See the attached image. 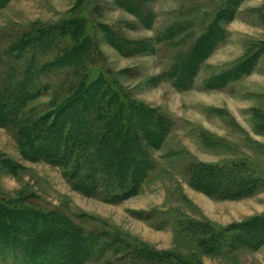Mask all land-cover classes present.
<instances>
[{
  "label": "rangeland",
  "instance_id": "1",
  "mask_svg": "<svg viewBox=\"0 0 264 264\" xmlns=\"http://www.w3.org/2000/svg\"><path fill=\"white\" fill-rule=\"evenodd\" d=\"M131 1L9 0L0 8V94H30L10 105L16 122L80 104L97 82L106 99L86 117L113 111L117 100L134 136L124 130L115 142L111 122H93L89 137L76 127L83 145L74 158L101 150L93 132L108 126L106 168L88 165L96 190L86 194L66 161L27 154L17 127L0 125V199L47 210L76 248L83 232L100 237L107 250L89 251L81 264H264V0ZM214 32L193 79L176 87L173 66ZM40 135L48 143L35 149L56 137ZM200 165L218 174L204 186L214 197L196 189ZM239 181L248 191L232 187ZM23 253L0 245V264H29Z\"/></svg>",
  "mask_w": 264,
  "mask_h": 264
},
{
  "label": "trees",
  "instance_id": "2",
  "mask_svg": "<svg viewBox=\"0 0 264 264\" xmlns=\"http://www.w3.org/2000/svg\"><path fill=\"white\" fill-rule=\"evenodd\" d=\"M8 1L9 0H0V8L4 7ZM126 1L132 2L131 0ZM121 6L124 8H129L130 11L137 16L142 14L136 4L130 5L127 3H121ZM215 36L216 33L214 32L209 36L204 37L202 44H200L201 46L199 45L200 47L198 46L193 51V53L190 54L192 57L191 59H184L183 61L177 62L176 66H173L174 71L172 73L178 76L177 82H175L176 87L182 85L180 81L181 79L184 80L183 76L187 78V82L190 80V77L193 79L199 63L207 56L206 52H209L210 48L212 47V42L210 39L215 38ZM96 83L90 85V88H93L92 92H89L90 88L88 87L84 98H81L79 101L80 104L67 103L66 105L68 106L64 105L57 110L44 114L42 117L32 122L31 120L16 122L18 119V113L13 109L12 106L10 108V105L13 104L15 100L25 102L30 94L27 93V98L23 93H21L20 96H14V91L0 94V125L4 126L5 128H10L13 126L17 127V134L15 136L18 137L21 147H23L27 154L30 153L35 157H39L41 155H44L47 158L52 157L53 161L56 163H59L61 160L66 161L67 165L73 167L74 174L72 178L77 181V186L85 185L84 188H86V194L96 190L92 185L93 180L90 181L92 176L86 173L88 170V165L91 166V164H96L98 166L97 171H101L106 168V161L102 153L103 149L107 148V143L104 142L105 139L102 137H105L103 132L105 129H108V126H104L102 131L93 132V136L95 137L92 138L95 139V144L97 146H102L101 150H95L96 153L92 154L90 157L80 155L79 157L74 158L83 145L82 139L79 138V134L75 130L76 127H86L84 133L88 134L86 137H89L90 135L92 136L90 126L93 124V122H111L112 124L110 126H114V128L110 127V132L108 131L107 134L109 135L110 133H116V135H113V138L116 139L115 142L117 140V142L122 143L125 141V138H120V135L124 130L125 134L127 135L126 139L131 140L134 137L133 134L129 132L128 128L130 126L126 125V119H129V115H123V112L120 111L117 105V100L113 104V111L106 112L103 109L99 110L101 114L96 115V119H94V121H92V116L89 115V117H86V113L93 108L94 102L98 101L101 94L103 100L106 99L105 97L107 94L104 92H107L108 90L103 91L102 85H99L98 83V86ZM89 84L90 83L87 85ZM113 90L118 92L116 89ZM52 118H54V120H52ZM141 119H143L142 114L138 115L137 122H141ZM115 122H118V124H115ZM131 123L132 122L129 124ZM135 126H140V123L139 125ZM43 131L49 132L53 136L56 134L55 140L52 141L51 145L43 144L40 145L39 149H35L33 147V142L40 144L45 142L48 143L49 139H40V134ZM112 156L117 160L122 159L115 153L111 154V157ZM122 163L130 164L129 161ZM128 166L129 165L125 167L128 168ZM205 169L206 166L204 165L194 168V172L198 176H202L201 182L197 180L198 187H196V189L202 190L205 192V194L212 197L213 192L207 191L204 189V186H211L212 184L209 180L211 178H215L216 175L218 177V174L213 168L208 172H204ZM126 171H128V169ZM81 174L82 176L86 177L87 180L89 179L87 184L84 183L85 178H83ZM243 183L244 182L239 181L234 183L232 187L236 191L240 189L242 192L248 191L242 188ZM20 222H23V225H18ZM73 228H76L77 231L80 230V228L76 226H72L70 229ZM69 232L73 231H66V233ZM258 233L264 236V228L259 230ZM244 236L247 238V235L245 234L241 237ZM232 238H234V236H232ZM100 240V237L88 235L87 232H83L82 237L78 240L79 245L76 248V246L74 247L73 245L69 244V240H65L60 236L58 230L55 229L53 225V219L48 215L47 210L36 209L28 206H16L9 201L0 199V245L6 250L8 245L15 244L21 246L24 251L23 257L28 259L27 261L30 262L29 264H35V259H40L44 257V255L46 256L53 253L58 255L55 257L57 260L56 264H64L65 262L59 261V258L62 259L57 253L59 249L65 250L67 252L69 255L68 259L75 258L77 256L79 260L78 263L81 264L84 259L90 258L89 251L100 254V252L105 248L107 250L105 244V246L103 244L99 246ZM239 242H242V240L239 239ZM246 245L247 243H242L240 246Z\"/></svg>",
  "mask_w": 264,
  "mask_h": 264
}]
</instances>
